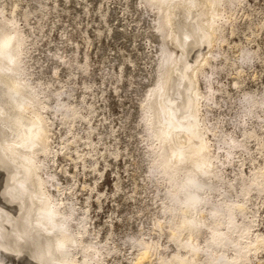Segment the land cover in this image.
<instances>
[{
  "label": "rangeland",
  "instance_id": "374dc122",
  "mask_svg": "<svg viewBox=\"0 0 264 264\" xmlns=\"http://www.w3.org/2000/svg\"><path fill=\"white\" fill-rule=\"evenodd\" d=\"M231 2L226 4L225 0L224 7L218 11L221 16L216 19L217 24L221 22L224 25L220 30L221 40L214 42L206 36L202 43L195 41L191 48L188 41L182 50L171 42L168 44L171 48L176 47L185 69L186 87L180 86L175 90L180 99L185 96L182 97L181 93L190 95L194 89L205 92L207 84H211L210 100L213 98L214 103L208 100L207 104L212 105L204 112L205 107L199 102L197 117L200 119L205 113L209 114V117L204 115L203 118L212 133L208 131L209 135L205 138H210L218 159H221L219 164L224 173V185L231 190L234 188L229 193L230 197L234 192L240 194L238 190L242 178L264 164V0ZM148 10L143 0H0L2 16L7 20L11 18L9 21L16 23L23 35V48L27 52L21 58L28 65L29 82L38 85L42 91L39 102L44 101L49 93L47 101L53 107L59 101L69 104L76 111V116L70 117L67 122L62 121L60 112L47 114L54 123L48 133L52 154L47 156V166L44 171L39 170L41 174L38 172V175L45 174L47 177L44 175V178L57 183V190L48 185L55 192L52 193L55 198H50L52 206L54 203L55 207L58 202L63 203L59 206L62 208L73 206L76 216L83 220L80 226L78 221L64 224L65 232L72 236L73 230L77 232L78 228L84 227L83 239L105 248H101L104 252L101 264H133L138 249L142 248L139 241L153 243V248L155 243H160L156 251L152 248L153 253L166 250L165 254L170 255L176 249L168 237V228L155 226L163 220V212L154 181L152 178L151 182L148 181L149 165L145 158L148 146L140 120V102L147 85L149 87L156 77L160 55L155 16L152 10ZM189 40L193 41L192 38ZM208 53L210 58L207 61L213 63L214 69L206 63L200 66V61ZM193 67H199L195 83L188 76ZM200 73H207L206 82ZM8 128L5 126V129ZM4 134H0V141L5 138ZM218 134L222 139H218L221 138ZM230 135L242 139L243 147H232L227 154L223 141L228 140ZM222 159L228 163H223ZM10 164L5 167L0 165V211H4V215L1 214L3 218L0 215V229L7 236L0 241L5 246L0 264H47L48 260L52 262L53 254L42 252L40 239L36 240L39 247L35 249L29 240L24 241V245L19 244V232L25 236L24 221L29 218L39 228L42 223L34 221L33 217L43 222L47 221L46 217L50 219L40 209L30 208L27 199L15 198V205L9 204L8 198H12L11 194L15 191L18 195L22 191L32 196L28 187L33 185L30 181L33 171H29L31 176L28 171L23 174ZM221 165L227 169H222ZM233 178L239 181L232 182ZM229 183L232 185L228 186ZM43 191L46 192L44 187ZM234 194L231 198L238 200L240 197ZM11 206H17L15 218L8 214L13 210ZM246 207L248 216H256L254 229L264 234V192H259L252 199L247 198ZM67 228L71 232L68 233ZM37 232L39 236H44L40 233L42 231ZM72 249L67 252H72ZM37 251L39 253L34 255ZM5 252L7 257L3 260ZM258 252L255 256L251 254L246 264H256L257 261V264H264V250ZM18 253L22 255L18 256ZM153 253L152 259L145 260V264H153L156 257ZM50 261L48 264H51Z\"/></svg>",
  "mask_w": 264,
  "mask_h": 264
},
{
  "label": "bare ground",
  "instance_id": "6f19581e",
  "mask_svg": "<svg viewBox=\"0 0 264 264\" xmlns=\"http://www.w3.org/2000/svg\"><path fill=\"white\" fill-rule=\"evenodd\" d=\"M224 1L225 0H143L145 7L149 9L148 11L152 10L155 16L156 39L160 52L159 62H157V64H159H156V77L154 80L152 79L153 83H151L149 87L147 85L140 102L142 110L140 120L143 133H145L146 137L144 138L148 146V150L145 154V158L148 160L149 165L147 172L148 176H146L149 177L148 181H150V178L154 181L155 192L157 196L160 197L159 206L163 212V220L158 223L156 222L157 225H154L158 226L159 229L166 226L169 230L168 237L176 246L175 251L173 253L171 252L172 254L170 253V255L165 254L166 250L162 251L161 249V253L160 251H158V253L154 252L156 257L154 256L155 259L153 264H246L251 254L254 255L260 249L264 250V234L256 232V229H254L256 216L255 214L248 216V209L246 207L247 198L249 199L250 197V199H252L254 195L259 194V192H264V164L256 168V170L254 169L248 177L246 176V178H242V181L240 180V190H238L239 188H235L240 194L236 195L237 193H233L236 195L235 197L238 196L240 198L238 200L232 199L233 194L231 198L229 193H231V191L233 192L234 188L231 190L224 185V178L222 175L224 173H222L219 164L221 159H218V153H215L210 138H205L208 131H211L209 128L210 126H207V122H205L203 118L206 113H203L204 115L203 117L201 116L200 119L197 117L199 102L205 107L204 112L209 109L208 106L210 103H207L211 97L209 91V89H211L209 88L211 85L210 82L208 84L206 83L205 92L194 89L190 95L181 93L182 97L185 95L183 98L181 97L182 99H180L178 97L179 95L175 92L180 86L183 88L186 87L185 69L178 57L179 52L176 51V47L182 50L184 49L183 45H186L189 41L191 45L188 47L191 48L194 46L195 41L198 43L200 41V43H202L206 36L214 42L219 40L222 36L220 32L221 27L224 25L220 24L221 22L217 24L216 19L221 16L218 15V11L222 9ZM231 1L232 0H226V4L229 2L232 3ZM227 6H229V4ZM8 19L11 20V18ZM9 20L5 19L0 11V96H2V105L0 107V134L5 133V136L3 135L5 138L0 141V157L2 158L0 165L5 167L6 164L11 163L10 165H12L14 170H18L23 174L27 173V171L28 173L29 171H31V173L33 171L32 176L29 173L32 177L30 181H32L33 185H30L32 187H28L32 196H27V194L25 195L26 192L22 191L18 195L15 191V193L11 194L12 198L7 197L9 199V204L15 205V198L27 199L30 208L34 207L37 211L40 209L42 213H47L50 219L48 220L46 217L45 220L47 221L43 222L38 217H33L34 221L36 220L38 223H42L40 224L42 226L38 224L40 226L39 228L34 224L35 222L29 221V218L27 221H24L25 236H23V233L19 232V235L17 233L20 241L19 244L24 245V241L29 240L32 245H35V247H33L35 249L38 246H36V240L40 239V242H42H39L41 244L40 248H43V251H40L53 254L51 258L52 262L48 260L51 264H101V255L104 253L101 248L104 247H100L98 243L83 239L84 227V229L82 227V229L78 228L79 230H77V232H73V230L72 233L74 236H70L65 232L64 224H70L71 222L75 224V221H78V225L80 226L83 220H80V218L76 216L73 206L62 208L59 206L63 203L60 204L58 202L55 204V207H53L54 203L52 206L50 198L54 197L52 193L55 192L52 191L51 188L54 190L55 187V190H57V183L55 182V186L53 179L44 178L45 176L47 177L45 174V176L43 175L44 177H39L38 175L39 170H45V166H47L45 160L51 153V142L49 144L51 138L48 133L51 131L53 121L49 120L47 114L50 113L52 115V113L56 114V112H60L59 115L62 121L67 122L70 117L76 116V111L73 107L71 108L69 104L67 105L59 101L56 102L53 107L47 101V99H49V93H47L48 95L46 98H42L44 101L39 102L41 101L42 96H40V94H42V91L38 88V85L29 82L26 72L28 65H26L27 63L21 58V55L27 52L26 49L23 48L25 44L23 43V35L15 26L16 23L14 24ZM223 23L225 24V22ZM190 38H192L193 41L189 40ZM208 40L209 39H207V41ZM170 42L176 46L175 48L173 47L175 50L168 46ZM208 57L210 58L209 53L200 61V66L206 63L211 69H214L212 68L213 63L210 64V62L207 61ZM198 73L199 67H195L190 75H188L192 83H195ZM213 73L214 72L211 74L213 75ZM206 74H202L204 81L208 76ZM247 94L250 96V93ZM260 94L261 93H259V95ZM177 99L179 102H177ZM210 101L212 102L213 98H211ZM261 101L262 100H260V102ZM260 102L258 101V103ZM262 102H264V100ZM212 103H214V101ZM201 110L200 105V111ZM248 112L249 111H247V113ZM207 113H209V111ZM2 114L5 115L2 116ZM5 126L9 128L5 129ZM220 135L218 134V136ZM215 136L216 135H214V137ZM249 136L251 137L252 135ZM220 137L221 138L218 139H222V136ZM217 141H215V143H217ZM223 142L226 144L225 149L222 147L220 149H224V152L226 151L227 154H230V149L232 147L237 148L238 145L243 147L241 146L242 139L239 140L234 138V136L231 137V135L228 140H224ZM243 143L245 142L243 141ZM218 148L219 146L216 149ZM222 155L223 154H221V156ZM225 161L226 160H223L222 162L224 163ZM222 169L227 168H223L222 166ZM4 174L5 173H3V176ZM11 174L13 176V173ZM39 174L41 173L39 172ZM240 175L239 179L241 178ZM237 178H233L232 182L237 180ZM21 179H23L22 176ZM239 179L237 181H239ZM16 181L14 183H16ZM3 182L4 181H2V183ZM50 182H53V184ZM19 183L17 184L22 186ZM49 184L51 186V188H49L52 192L48 188ZM43 187L46 192L43 191ZM21 194H24L25 197H22ZM0 197H2L1 194ZM30 197H32L33 202H31ZM23 203L24 201L22 204ZM16 205L18 206V204ZM17 206H11L13 210L11 209L12 212L9 211L8 213L12 218H15L18 214L16 211ZM1 212L2 211H0V215H4V211ZM3 215H1V218H3ZM6 216L8 217V215ZM6 223L5 225H7ZM18 227L20 226L18 225ZM20 228L23 229V227ZM72 229H74V227ZM38 230L42 231L40 233H43L44 236H39ZM70 230H68V233ZM159 232L162 231L160 230ZM4 233L5 231L0 229V241L1 239H6L7 236L5 235L6 233ZM139 243V246L142 245V248L140 250L138 249L133 264H145L147 262H145V260L152 259L151 255L155 248H160V243H155L154 248L152 245L153 243L151 244L145 241H139ZM77 245L78 247H76ZM4 247L3 242H0V255H2V248ZM76 248H78V250H76ZM69 249H72V252H67L70 251ZM6 252L4 257L2 256L3 260L5 259ZM37 253H39V251L34 255ZM18 254V256L22 255L21 253ZM247 264H249V262Z\"/></svg>",
  "mask_w": 264,
  "mask_h": 264
}]
</instances>
